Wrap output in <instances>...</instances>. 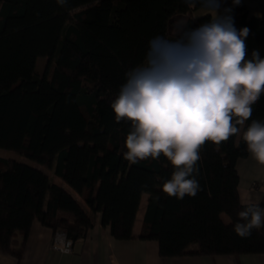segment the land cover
I'll return each mask as SVG.
<instances>
[{
	"label": "trees",
	"instance_id": "1",
	"mask_svg": "<svg viewBox=\"0 0 264 264\" xmlns=\"http://www.w3.org/2000/svg\"><path fill=\"white\" fill-rule=\"evenodd\" d=\"M203 4L0 0V148L5 149L0 155L17 159L0 156L1 250L19 258L33 220L63 229L76 241L99 213L112 237L155 239L165 257L264 252V226L246 237L234 231L246 206L264 209V197L240 202L236 168L250 154L244 131L253 120L264 121V93L237 134L200 147L193 174L200 190L182 199L162 191L175 171L163 154L136 164L124 158L132 122H117L111 109L126 73L145 63L149 41L175 38L174 16L188 14L183 27L189 29L211 20L209 13L192 15ZM229 9L235 28L250 30L246 58L257 49L264 58V9L251 14L243 2ZM38 57L48 59L42 76L35 70ZM144 193L142 227L135 236Z\"/></svg>",
	"mask_w": 264,
	"mask_h": 264
},
{
	"label": "clouds",
	"instance_id": "2",
	"mask_svg": "<svg viewBox=\"0 0 264 264\" xmlns=\"http://www.w3.org/2000/svg\"><path fill=\"white\" fill-rule=\"evenodd\" d=\"M239 2L232 0L234 5ZM204 3L212 19L195 29L181 27L174 39L152 38L145 63L126 73L111 103L117 122H132L124 158L136 164L163 154L175 171L162 191L180 199L200 190L193 175L198 173L200 147L206 141L220 145L237 134V125L251 118L252 106L264 93V58L258 49L246 58L250 30L235 28L231 9L220 15L218 0ZM243 140L264 165V121L253 120ZM238 216L234 231L241 237L264 226L259 205L246 206Z\"/></svg>",
	"mask_w": 264,
	"mask_h": 264
},
{
	"label": "crops",
	"instance_id": "3",
	"mask_svg": "<svg viewBox=\"0 0 264 264\" xmlns=\"http://www.w3.org/2000/svg\"><path fill=\"white\" fill-rule=\"evenodd\" d=\"M218 2L220 15L224 14V9L233 5L232 0H218ZM240 2L247 6L251 14L258 15L264 9V0H240ZM206 13L210 14V11L204 3L193 10L192 15L196 17ZM178 16L183 17V27L188 14H178L174 17ZM236 168L239 174L240 202L248 204L262 201L264 165L248 154L237 160ZM146 202L147 194L144 193L133 224L135 236L142 227ZM94 214L93 227L84 237L72 241L68 252L59 249L69 245V239L63 229L53 230L40 221L33 220L21 256L17 258L12 253L0 249V264H264V252L161 256L157 240L140 237L116 239L109 234L108 228L101 225L99 213ZM221 216L225 222L229 221L225 214Z\"/></svg>",
	"mask_w": 264,
	"mask_h": 264
},
{
	"label": "rangeland",
	"instance_id": "4",
	"mask_svg": "<svg viewBox=\"0 0 264 264\" xmlns=\"http://www.w3.org/2000/svg\"><path fill=\"white\" fill-rule=\"evenodd\" d=\"M182 19H183L182 16H180V17L179 16L178 17H174V19H173V21H172V23L170 25V32L172 34H174L176 30H178V29H180L182 27V24H183L182 23L183 22ZM47 66H48V59H47V57H38L37 58L35 70H36V72L40 76H42L46 72ZM0 149L1 150H5V149H2V148H0ZM6 151L12 152L14 154H17L18 156H21V157L25 158L24 156H22V155H20V154H18L16 152H14V151H10V150H6ZM0 156H4V155H0ZM4 157L12 158V157H9V156H4ZM12 159H15V158H12ZM15 160H17V159H15ZM34 167L37 168V166H34Z\"/></svg>",
	"mask_w": 264,
	"mask_h": 264
},
{
	"label": "built area",
	"instance_id": "5",
	"mask_svg": "<svg viewBox=\"0 0 264 264\" xmlns=\"http://www.w3.org/2000/svg\"><path fill=\"white\" fill-rule=\"evenodd\" d=\"M68 243H69V245L68 246H65V247H61V248H59L60 250H62V251H65V252H68V251H70V249H71V244H72V241L71 240H69L68 241Z\"/></svg>",
	"mask_w": 264,
	"mask_h": 264
},
{
	"label": "water",
	"instance_id": "6",
	"mask_svg": "<svg viewBox=\"0 0 264 264\" xmlns=\"http://www.w3.org/2000/svg\"><path fill=\"white\" fill-rule=\"evenodd\" d=\"M34 167V166H33ZM42 171V170H41ZM71 195V194H70ZM72 196V195H71ZM73 197V196H72ZM74 198V197H73ZM75 199V198H74Z\"/></svg>",
	"mask_w": 264,
	"mask_h": 264
}]
</instances>
